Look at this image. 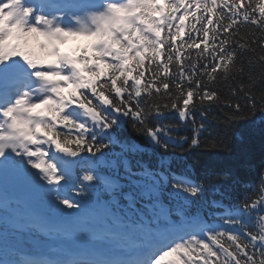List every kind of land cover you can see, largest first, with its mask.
Masks as SVG:
<instances>
[{
    "label": "snow or ice",
    "instance_id": "1",
    "mask_svg": "<svg viewBox=\"0 0 264 264\" xmlns=\"http://www.w3.org/2000/svg\"><path fill=\"white\" fill-rule=\"evenodd\" d=\"M241 24L264 33V0H0V175L10 164L25 172L30 165L38 170L31 175L54 186L48 192L58 213L76 210L59 217L34 211L9 225L6 204L0 236L11 227L40 239L29 250L0 242V264H264V183L255 198L224 207L218 223L189 216L186 204L183 220L173 222L171 202L161 203L158 177L147 171L137 176L128 169L118 211L60 191L83 193L104 180L91 166L73 177L66 158L103 154L121 116L167 149L160 138L175 128L146 126L150 114L161 119L171 109L187 121L198 102L219 99L201 77L215 82L217 73H242L237 62L244 53L255 57L250 67L264 65V35L245 41ZM70 40L81 42L66 51ZM245 95L255 109V98ZM230 106L240 110L239 103ZM165 190L194 205L208 191L186 174L171 175Z\"/></svg>",
    "mask_w": 264,
    "mask_h": 264
},
{
    "label": "trees",
    "instance_id": "2",
    "mask_svg": "<svg viewBox=\"0 0 264 264\" xmlns=\"http://www.w3.org/2000/svg\"><path fill=\"white\" fill-rule=\"evenodd\" d=\"M238 34L245 41L264 35L251 24H241ZM197 51L190 53L193 60ZM256 54H260L259 48ZM249 59L255 57L244 53L238 58L237 67L243 61L242 73L233 71L227 77L217 73L215 82H209L206 76L201 77L210 89L218 92L219 99L215 102L205 101L203 105L198 102L189 120H180L174 110H162L164 114L171 115L168 126L175 128L174 133H165L160 138L161 144H168L167 149L158 148L132 117L121 121L123 126L119 127L118 138L121 141L130 140L139 146L136 148L138 152H131L130 156L137 157L144 151L142 157L145 163L164 166L166 171L175 169L191 175L209 189L203 201L195 205L188 201V206H199L205 200L223 202L242 200L245 196L255 198L264 183V65L254 63L250 67L247 63ZM201 62L210 61L205 59ZM249 77L255 80L251 88ZM242 84L245 87L240 91ZM233 90H236L235 94ZM249 92L255 98V109L249 107L251 101L246 99L245 94ZM237 103L240 105L238 112L230 106ZM234 114L239 119H233ZM149 117L146 126L152 127L154 124ZM193 118L195 123L192 122ZM201 124L204 128L197 133L195 129ZM194 136L199 139L195 146L191 143ZM197 161L196 167H192ZM237 183L244 185L239 193L234 189ZM179 198L178 202L182 203L183 198Z\"/></svg>",
    "mask_w": 264,
    "mask_h": 264
},
{
    "label": "rangeland",
    "instance_id": "3",
    "mask_svg": "<svg viewBox=\"0 0 264 264\" xmlns=\"http://www.w3.org/2000/svg\"><path fill=\"white\" fill-rule=\"evenodd\" d=\"M10 225V224H9ZM3 227V223H0V228ZM13 234H6L5 236H0V240H12Z\"/></svg>",
    "mask_w": 264,
    "mask_h": 264
}]
</instances>
